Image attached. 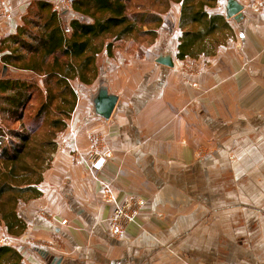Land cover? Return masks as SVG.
Wrapping results in <instances>:
<instances>
[{"label": "crops", "instance_id": "1", "mask_svg": "<svg viewBox=\"0 0 264 264\" xmlns=\"http://www.w3.org/2000/svg\"><path fill=\"white\" fill-rule=\"evenodd\" d=\"M38 1L65 2L0 0L3 68V41ZM227 1L207 8L225 26L206 52L180 57L172 3L151 43L116 42L93 83L73 82L41 196L19 207L22 264H264V0H236L238 18ZM101 88L117 97L109 119L94 113ZM136 198L121 226L114 212Z\"/></svg>", "mask_w": 264, "mask_h": 264}, {"label": "trees", "instance_id": "2", "mask_svg": "<svg viewBox=\"0 0 264 264\" xmlns=\"http://www.w3.org/2000/svg\"><path fill=\"white\" fill-rule=\"evenodd\" d=\"M131 1L71 0L70 10L76 16L68 23L70 10L60 13L50 2L38 1L28 9L17 33L3 41L9 53L2 62L42 79L44 88L42 92L35 83L10 75L0 78L1 119L20 124L19 129L0 125V224L9 235L19 237L26 229L18 212L20 204L41 196L39 185L56 150L57 134L64 130L77 104L73 82L93 83L99 73L98 56L105 49L112 55L116 42L156 38L162 13L132 10ZM216 2L160 1L165 9L171 3L182 5L180 27L186 32L181 58L206 52L210 39L224 28V17L207 11ZM35 95L41 98L38 108L26 117ZM0 264H22L20 251L0 246Z\"/></svg>", "mask_w": 264, "mask_h": 264}, {"label": "rangeland", "instance_id": "3", "mask_svg": "<svg viewBox=\"0 0 264 264\" xmlns=\"http://www.w3.org/2000/svg\"><path fill=\"white\" fill-rule=\"evenodd\" d=\"M66 1L67 0H65V2ZM160 1L161 0H132L131 3H130V7H131L132 10H134V9L135 10H140V8H146L148 10H154L156 12H161L162 14H165L169 10L170 6H168V8L165 9L164 6H162L160 4ZM65 2H60L57 5V7H58L57 10L60 13L63 12V11L64 12L68 11L67 9L70 10V8H71L70 6L68 8H66ZM263 11H264V7H263ZM67 14H68L66 16L67 23L69 21H71V19L73 17L76 16V15H74V13H72L71 10L68 11ZM137 40L138 41L136 43H142L143 45L144 44H149V43H151L153 41V39L151 37H149V36L148 37L139 38ZM128 41H130V43H132L131 40H127L126 42H128ZM129 45H133V44H129ZM2 69H3V66L0 64V72L1 73H2ZM8 75H10V77L20 78V79L35 83V85L38 88H40L42 90V92H44V88H43V85H42V79L37 78L36 76H34L33 74H31L29 72L20 71V70H18L16 68L10 66V67H8V73H7V75L5 77H7ZM0 77L2 78V74H1ZM40 100H41V98L39 96L35 95V97L33 98L32 102H31V104L27 108L26 117L30 116L38 108ZM55 115L58 116L56 113H55ZM1 117L2 116H0V125L3 124V125H5L8 128H15V129H19L20 128V124L19 123L11 122L10 120H7L6 117H3L4 120H2ZM35 126H37V128H39L41 126V124H39V125L35 124ZM42 129H44V128H42ZM58 134H59V132H58ZM55 142H56V140H55ZM53 154H54V152H53ZM53 154H52V156H53ZM24 204H28V202L20 204L19 207H21ZM18 212H19V208H18ZM13 237L14 236H11V235L8 234V232L6 230V227L3 224H0V246L9 245L11 247H15L14 244H13Z\"/></svg>", "mask_w": 264, "mask_h": 264}, {"label": "water", "instance_id": "4", "mask_svg": "<svg viewBox=\"0 0 264 264\" xmlns=\"http://www.w3.org/2000/svg\"><path fill=\"white\" fill-rule=\"evenodd\" d=\"M243 6L236 0H228L225 8L227 18H238L241 16ZM158 63L172 66V59L170 56H161ZM8 73V68L5 66L2 71V76L5 77ZM94 113L98 117L109 119L115 109L117 97L111 95L106 88H101L98 94L93 98Z\"/></svg>", "mask_w": 264, "mask_h": 264}, {"label": "built area", "instance_id": "5", "mask_svg": "<svg viewBox=\"0 0 264 264\" xmlns=\"http://www.w3.org/2000/svg\"><path fill=\"white\" fill-rule=\"evenodd\" d=\"M143 204H144V201L142 199L136 198L132 201L131 204H127L117 209L114 212V217L121 226L132 223L137 218L140 212V208L143 206Z\"/></svg>", "mask_w": 264, "mask_h": 264}]
</instances>
